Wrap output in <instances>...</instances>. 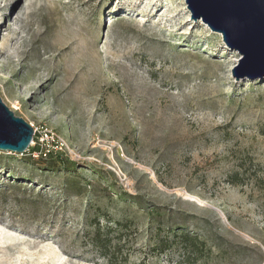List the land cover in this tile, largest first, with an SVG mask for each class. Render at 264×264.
Here are the masks:
<instances>
[{
	"label": "rangeland",
	"instance_id": "rangeland-1",
	"mask_svg": "<svg viewBox=\"0 0 264 264\" xmlns=\"http://www.w3.org/2000/svg\"><path fill=\"white\" fill-rule=\"evenodd\" d=\"M190 17L0 0V99L57 138L0 152V264H107L96 228L114 264H264V78L236 80L242 57Z\"/></svg>",
	"mask_w": 264,
	"mask_h": 264
},
{
	"label": "water",
	"instance_id": "water-1",
	"mask_svg": "<svg viewBox=\"0 0 264 264\" xmlns=\"http://www.w3.org/2000/svg\"><path fill=\"white\" fill-rule=\"evenodd\" d=\"M184 1L190 18L220 34L225 46L242 57L230 71L236 80L264 78V0ZM33 136V129L0 99V152L23 155Z\"/></svg>",
	"mask_w": 264,
	"mask_h": 264
},
{
	"label": "trees",
	"instance_id": "trees-1",
	"mask_svg": "<svg viewBox=\"0 0 264 264\" xmlns=\"http://www.w3.org/2000/svg\"><path fill=\"white\" fill-rule=\"evenodd\" d=\"M233 184H236L233 182ZM116 228L115 229H123L124 228V224H115ZM96 232L94 234L92 243L94 244V246L98 249L99 251V255L106 260L107 264H114L116 262V259L118 258V254H119V248H115L118 247L119 241L117 243H115L117 246H112L113 241L111 239L108 238V235L105 236L104 234L100 233V228H96ZM111 229H108V231H110ZM114 231V230H112ZM111 231V232H112ZM112 234V233H111ZM186 237V236H185ZM185 245L187 246V248L189 249H194L195 246V242L194 240H192V238L186 237L185 238ZM169 249L168 247H164V245L162 243H158L156 251H165Z\"/></svg>",
	"mask_w": 264,
	"mask_h": 264
},
{
	"label": "built area",
	"instance_id": "built-area-1",
	"mask_svg": "<svg viewBox=\"0 0 264 264\" xmlns=\"http://www.w3.org/2000/svg\"><path fill=\"white\" fill-rule=\"evenodd\" d=\"M56 137L50 131L43 130L38 136L35 135L26 153L33 158L46 159L50 156L52 144L56 143Z\"/></svg>",
	"mask_w": 264,
	"mask_h": 264
},
{
	"label": "bare ground",
	"instance_id": "bare-ground-1",
	"mask_svg": "<svg viewBox=\"0 0 264 264\" xmlns=\"http://www.w3.org/2000/svg\"><path fill=\"white\" fill-rule=\"evenodd\" d=\"M223 218V217H222ZM224 220V219H223Z\"/></svg>",
	"mask_w": 264,
	"mask_h": 264
}]
</instances>
